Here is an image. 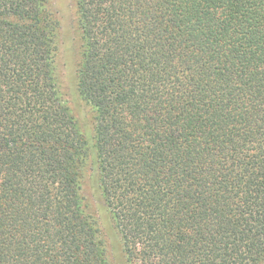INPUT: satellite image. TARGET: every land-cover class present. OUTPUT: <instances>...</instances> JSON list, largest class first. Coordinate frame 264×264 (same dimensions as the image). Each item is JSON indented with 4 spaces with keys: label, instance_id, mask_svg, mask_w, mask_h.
I'll return each mask as SVG.
<instances>
[{
    "label": "trees",
    "instance_id": "obj_1",
    "mask_svg": "<svg viewBox=\"0 0 264 264\" xmlns=\"http://www.w3.org/2000/svg\"><path fill=\"white\" fill-rule=\"evenodd\" d=\"M77 89L49 0H0V264H264V0H75Z\"/></svg>",
    "mask_w": 264,
    "mask_h": 264
},
{
    "label": "rangeland",
    "instance_id": "obj_2",
    "mask_svg": "<svg viewBox=\"0 0 264 264\" xmlns=\"http://www.w3.org/2000/svg\"><path fill=\"white\" fill-rule=\"evenodd\" d=\"M49 6L58 21L57 28V69L59 83L65 98L81 129L89 136L94 125V112L79 95L77 89V68L80 62L81 36L77 28L75 0H49ZM84 179V193L91 211L98 217L102 231L109 244L111 264H124L113 232L110 228L103 201L88 168Z\"/></svg>",
    "mask_w": 264,
    "mask_h": 264
}]
</instances>
